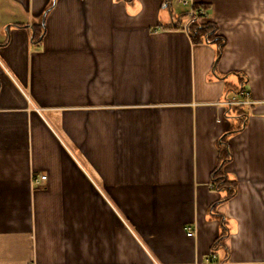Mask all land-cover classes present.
Wrapping results in <instances>:
<instances>
[{"label": "crops", "instance_id": "1", "mask_svg": "<svg viewBox=\"0 0 264 264\" xmlns=\"http://www.w3.org/2000/svg\"><path fill=\"white\" fill-rule=\"evenodd\" d=\"M175 3L0 0V264H264V0Z\"/></svg>", "mask_w": 264, "mask_h": 264}, {"label": "trees", "instance_id": "2", "mask_svg": "<svg viewBox=\"0 0 264 264\" xmlns=\"http://www.w3.org/2000/svg\"><path fill=\"white\" fill-rule=\"evenodd\" d=\"M204 10V8L198 5L193 6L194 14L190 17L187 23V31L194 43H211L215 42L219 46V54L224 47V39L217 35V27L215 23L210 21L207 16L202 15L199 11ZM205 11V10H204ZM189 12H186L188 14ZM37 42L41 41L43 37L42 25H39L38 32L34 33ZM247 90L242 87H237L233 89V97L237 101H243L244 95ZM249 113L246 109V104L235 103L227 106L226 117L231 121L232 125L228 132L223 135L217 142L218 154L216 167L211 175L212 186L215 190L222 193V201H227L236 194L237 191V181L232 179L228 173L225 171V166L232 159V152L229 146V138L241 131L243 125L248 117ZM236 120L237 124L233 123ZM216 242L214 246V251L217 245H222L221 240Z\"/></svg>", "mask_w": 264, "mask_h": 264}, {"label": "built area", "instance_id": "3", "mask_svg": "<svg viewBox=\"0 0 264 264\" xmlns=\"http://www.w3.org/2000/svg\"><path fill=\"white\" fill-rule=\"evenodd\" d=\"M182 2H183V4L185 6H190L189 16L191 17L194 14L193 6H192V0H182ZM199 12L202 15L206 16V12L204 10H200ZM243 95H244V100L243 101H237L235 98H233V99L228 100L227 104L232 105V104L240 103V102L244 103V104L251 105V106L256 104L255 101H252L249 92L246 91L245 93H243ZM46 179H47V175H41L40 177H35L34 178V184H37V185L41 184V182L46 180ZM187 232H188L187 234L189 236H194L195 235V231L193 229H191L190 227H188Z\"/></svg>", "mask_w": 264, "mask_h": 264}, {"label": "rangeland", "instance_id": "4", "mask_svg": "<svg viewBox=\"0 0 264 264\" xmlns=\"http://www.w3.org/2000/svg\"><path fill=\"white\" fill-rule=\"evenodd\" d=\"M175 5H177V9L178 11H183V10H187V7L185 5H183L182 3H175Z\"/></svg>", "mask_w": 264, "mask_h": 264}]
</instances>
